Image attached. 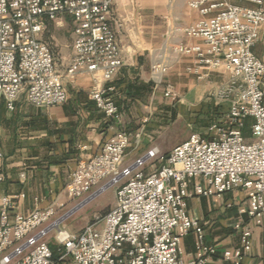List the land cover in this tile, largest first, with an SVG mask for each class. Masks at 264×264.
<instances>
[{
	"label": "built area",
	"instance_id": "2783aa9c",
	"mask_svg": "<svg viewBox=\"0 0 264 264\" xmlns=\"http://www.w3.org/2000/svg\"><path fill=\"white\" fill-rule=\"evenodd\" d=\"M251 1L257 7L229 0H188L200 18L181 30L203 39L210 52L187 44L175 51L211 71L228 73L226 82L211 92L229 108L224 121L211 125L210 136L194 132L168 154L153 147L122 170L130 137L118 129L98 154L77 163L66 183L70 200L89 197L108 180L120 183L114 207L104 215L95 214L80 232L51 223L64 203L41 207L36 199L35 208L23 214L15 210L24 192L0 195V264H55L45 240L54 227L60 260L68 259L67 264H207L215 256L242 262L252 251L253 228L264 227V57L253 52L264 28V1ZM117 23L114 0H0V103L13 111L24 95L35 107L62 106L69 100L66 82L89 74L97 81L90 90L96 106L119 124L116 88L109 84L124 65ZM69 24L72 57L63 74L48 33L51 25ZM167 71L165 65L152 66L154 81L164 86L165 97L175 101L179 92L164 81ZM194 71L204 77L198 68ZM248 118L253 119L251 140L243 133ZM153 161L160 166L145 171L143 167ZM239 189L245 192L241 211L249 220L234 223L241 246L220 253L207 243L199 219L188 212V201L194 196L221 198ZM192 231L195 253L185 259L182 240Z\"/></svg>",
	"mask_w": 264,
	"mask_h": 264
},
{
	"label": "crops",
	"instance_id": "0c3cea01",
	"mask_svg": "<svg viewBox=\"0 0 264 264\" xmlns=\"http://www.w3.org/2000/svg\"><path fill=\"white\" fill-rule=\"evenodd\" d=\"M114 1L124 65L109 84L116 88L114 101L122 113L119 124L112 123L96 106L90 90L97 81L89 74L66 82L69 100L62 106L35 107L24 95L17 100L13 111L4 101L0 103V170L4 174L0 195L21 192L26 195L17 201L15 212L28 214L35 208L36 199L41 207L57 203L65 204L62 209L74 207L78 200H70L65 191L70 173L80 160L98 154L118 129H124L130 137L124 161L129 166L153 147L168 154L186 141L188 133L183 125L197 121L200 111L210 113L211 118L218 117V121L226 118L229 105L217 102L211 92L226 82L228 73L223 69L211 71L195 58L175 51L180 44H187L200 45L210 52L203 39L188 37L181 30L200 18L188 6V0ZM229 1L257 7L251 0ZM67 27L51 25L49 38L61 39ZM60 46L65 61L62 66L67 67L72 44ZM253 52L259 58L264 57V28ZM158 63L168 68L164 81L173 83L179 92L175 101L165 97L164 86L154 81L152 66ZM195 68L203 78H199ZM201 133L210 136L209 128ZM158 166L160 163L153 161L143 169L150 172ZM230 202L234 206L227 208ZM244 205L245 192L239 189L221 198L191 197L188 212L199 219L207 243L216 245L221 253L241 246V236L234 229V223L237 219L249 220L241 211ZM194 253L195 232L192 231L182 240L181 255L189 259ZM207 264L236 263L215 256ZM240 264H264V227L253 228L252 251Z\"/></svg>",
	"mask_w": 264,
	"mask_h": 264
},
{
	"label": "rangeland",
	"instance_id": "374dc122",
	"mask_svg": "<svg viewBox=\"0 0 264 264\" xmlns=\"http://www.w3.org/2000/svg\"><path fill=\"white\" fill-rule=\"evenodd\" d=\"M72 36H73V27L69 24L64 34L61 35V39L60 37H57V41L51 39V43L57 55L58 69L61 72L64 71L66 66H62L65 65V61L63 60L62 57L64 56V54L60 53V47H61L60 45L71 46L73 42ZM210 115H211L210 113L200 111L197 116V121H195L191 125H188L187 123L183 125L184 126L183 129L186 130V132L188 133V138L192 133L194 132L201 133L202 130H205V128L206 129L210 128L214 122L218 121L219 119L218 117L211 118ZM252 124H253V119L251 118H248L245 121V127L243 129V133L248 140L252 139V129H251ZM174 130L175 127L172 128L171 133H173ZM126 167L127 166L123 164L122 170ZM125 180L126 178L123 179V181ZM109 181L110 180L106 181L105 183H102L100 187L95 189V192L98 190L100 191L104 187V185H106ZM110 183L112 185V182ZM119 184H115L112 186L110 185V187L107 190L102 191L94 199L88 201L87 203L82 205L80 208H78L76 211H74L71 214H67V213H69L72 209H74L80 203H82L86 199V197L84 199H79L75 204L76 206L73 205L74 207H67L66 209L58 210L57 215L52 219L51 223H53L54 225L56 221L60 220L58 224L59 228L63 230H68L72 233L80 232L82 228H84L86 224L90 222V220L94 217L95 214L104 215L114 207L116 203V190ZM55 236H56V228L54 227V230L45 237V240L49 244H56L57 242Z\"/></svg>",
	"mask_w": 264,
	"mask_h": 264
},
{
	"label": "trees",
	"instance_id": "16d2710c",
	"mask_svg": "<svg viewBox=\"0 0 264 264\" xmlns=\"http://www.w3.org/2000/svg\"><path fill=\"white\" fill-rule=\"evenodd\" d=\"M51 32L48 33L50 36ZM51 250L53 251V259L55 261V264H67L69 260H60V257L62 255L61 253V247L58 246L57 244H49Z\"/></svg>",
	"mask_w": 264,
	"mask_h": 264
},
{
	"label": "water",
	"instance_id": "95a60500",
	"mask_svg": "<svg viewBox=\"0 0 264 264\" xmlns=\"http://www.w3.org/2000/svg\"><path fill=\"white\" fill-rule=\"evenodd\" d=\"M99 191V190H98ZM96 191L95 193H93L92 195H90L89 197H87L82 203H80L77 207H75L74 209H72L69 213L67 214H71L73 213L74 211H76L78 208H80L82 205H84L85 203H87L88 201L94 199L98 194H100V192ZM66 214V215H67ZM57 222V221H56ZM55 224V223H54ZM59 224V223H58ZM58 224H56L55 227L58 228Z\"/></svg>",
	"mask_w": 264,
	"mask_h": 264
},
{
	"label": "bare ground",
	"instance_id": "6f19581e",
	"mask_svg": "<svg viewBox=\"0 0 264 264\" xmlns=\"http://www.w3.org/2000/svg\"><path fill=\"white\" fill-rule=\"evenodd\" d=\"M110 185H111V183H109V184H107V185H105L100 191H98V192H102V191H105V190H107L109 187H110ZM60 222V220L59 221H57V222H55V224H54V226H56V224H58Z\"/></svg>",
	"mask_w": 264,
	"mask_h": 264
}]
</instances>
